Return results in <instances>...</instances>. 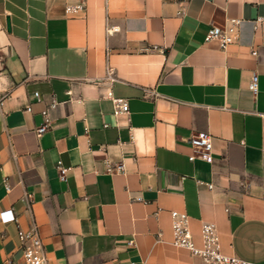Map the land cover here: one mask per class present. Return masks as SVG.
I'll list each match as a JSON object with an SVG mask.
<instances>
[{"label":"crops","instance_id":"0c3cea01","mask_svg":"<svg viewBox=\"0 0 264 264\" xmlns=\"http://www.w3.org/2000/svg\"><path fill=\"white\" fill-rule=\"evenodd\" d=\"M66 1L0 0V211L18 219L0 221V264L32 226L46 264H206L173 245L174 210L198 246L212 222L225 254L264 264V0ZM234 19L235 42L205 41Z\"/></svg>","mask_w":264,"mask_h":264},{"label":"built area","instance_id":"2783aa9c","mask_svg":"<svg viewBox=\"0 0 264 264\" xmlns=\"http://www.w3.org/2000/svg\"><path fill=\"white\" fill-rule=\"evenodd\" d=\"M88 0H67L65 4V12L68 15H75L84 11L87 7ZM241 20H231V25L227 29H223L217 26H212L206 37L205 41L217 40L222 48L235 42L237 38V28ZM117 27H110L108 32L112 33L117 31ZM108 76L112 78V74L109 71ZM259 76L254 73L251 79L250 88L253 92H256L258 87ZM37 98H40L39 93H36ZM109 97H112L109 94ZM6 94L0 93V107L4 103ZM114 113L115 114H128L129 103L123 98H113ZM31 111V108H27ZM43 122L36 128L38 134H42L50 127V118L48 111L42 112ZM188 141L199 154L206 156L209 155L214 146V138L210 132H191L187 137ZM196 155H191L190 159H195ZM125 168L123 162L109 165V171L121 172ZM58 169L62 178H65L67 168L63 167L59 162ZM209 188H213L212 184H209ZM141 200L140 197L137 198ZM172 227H173V245L180 248H185L191 252V254L200 256L206 264H251V262L242 259L235 255H227L221 249L220 239L217 232V226L212 222H204L201 226V239L202 244L198 246L193 238L189 227V216L185 212L172 211ZM0 221L17 222V216L12 209L0 211ZM18 235L22 243L23 255L20 262L14 263L9 260V264H46L47 257L44 251L43 242L39 231L36 226H32L29 229L19 228Z\"/></svg>","mask_w":264,"mask_h":264}]
</instances>
